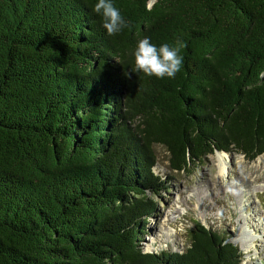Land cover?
Returning a JSON list of instances; mask_svg holds the SVG:
<instances>
[{
	"label": "trees",
	"instance_id": "1",
	"mask_svg": "<svg viewBox=\"0 0 264 264\" xmlns=\"http://www.w3.org/2000/svg\"><path fill=\"white\" fill-rule=\"evenodd\" d=\"M150 1L113 0L110 37L96 0H0V264H241L198 222L182 251L137 237L155 147L174 172L264 153V0ZM144 37L179 47L174 78L135 71Z\"/></svg>",
	"mask_w": 264,
	"mask_h": 264
},
{
	"label": "rangeland",
	"instance_id": "2",
	"mask_svg": "<svg viewBox=\"0 0 264 264\" xmlns=\"http://www.w3.org/2000/svg\"><path fill=\"white\" fill-rule=\"evenodd\" d=\"M155 153L154 171L163 183L152 199L156 203L153 212L143 220L144 231L138 234L137 244L156 254L182 251L188 246L190 228L198 222L236 245L241 264H264V153L248 160L235 151L214 152L183 172L169 169L164 147H155ZM221 161L224 173L218 179ZM253 176L258 179L252 180Z\"/></svg>",
	"mask_w": 264,
	"mask_h": 264
},
{
	"label": "clouds",
	"instance_id": "3",
	"mask_svg": "<svg viewBox=\"0 0 264 264\" xmlns=\"http://www.w3.org/2000/svg\"><path fill=\"white\" fill-rule=\"evenodd\" d=\"M92 11L100 17L102 27L110 37L128 26V22L122 17L113 0H96ZM180 47H186V45H180ZM132 55L135 71L149 77L174 78L183 65L179 47H173L167 43L157 47L148 37L138 40Z\"/></svg>",
	"mask_w": 264,
	"mask_h": 264
},
{
	"label": "bare ground",
	"instance_id": "4",
	"mask_svg": "<svg viewBox=\"0 0 264 264\" xmlns=\"http://www.w3.org/2000/svg\"><path fill=\"white\" fill-rule=\"evenodd\" d=\"M221 158V157H220ZM219 158V159H220ZM223 173H224V163L221 161L219 164H218V179H221V178H223ZM258 179V177H252V180H257ZM235 190V192H239V187L238 186H236V188L234 189ZM246 191V190H245ZM244 191V192H245ZM246 193H247V191H246ZM246 193H244V195L246 194ZM240 195V194H239ZM247 196V195H246ZM240 199H241V197H240ZM240 199H239V201H240ZM244 199V198H243ZM245 200V199H244ZM247 201V200H246ZM240 202H242V201H240ZM244 202V201H243ZM254 215L255 216H257V214L256 213H254ZM245 220H247L245 223H248L249 221H248V219L246 218ZM251 223V222H250ZM252 225V224H251ZM238 239V241H239V237L237 238ZM245 243L247 244V248H250V246L248 245V243H249V241H247L246 239H245ZM242 245H244L245 246V244H243L242 243Z\"/></svg>",
	"mask_w": 264,
	"mask_h": 264
},
{
	"label": "water",
	"instance_id": "5",
	"mask_svg": "<svg viewBox=\"0 0 264 264\" xmlns=\"http://www.w3.org/2000/svg\"><path fill=\"white\" fill-rule=\"evenodd\" d=\"M154 2V0H151L150 3H149V6Z\"/></svg>",
	"mask_w": 264,
	"mask_h": 264
}]
</instances>
